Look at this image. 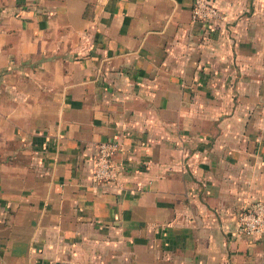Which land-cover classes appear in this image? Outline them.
Returning <instances> with one entry per match:
<instances>
[{"label":"crops","instance_id":"crops-1","mask_svg":"<svg viewBox=\"0 0 264 264\" xmlns=\"http://www.w3.org/2000/svg\"><path fill=\"white\" fill-rule=\"evenodd\" d=\"M213 3L0 0V264H264V0Z\"/></svg>","mask_w":264,"mask_h":264},{"label":"built area","instance_id":"built-area-1","mask_svg":"<svg viewBox=\"0 0 264 264\" xmlns=\"http://www.w3.org/2000/svg\"><path fill=\"white\" fill-rule=\"evenodd\" d=\"M190 16L192 22H205L222 19L221 12L213 0H191ZM115 144L101 142L95 146L91 158L90 177L96 184L119 187L117 170L112 156ZM237 232L246 237L264 236V200H256L247 205L237 217Z\"/></svg>","mask_w":264,"mask_h":264}]
</instances>
